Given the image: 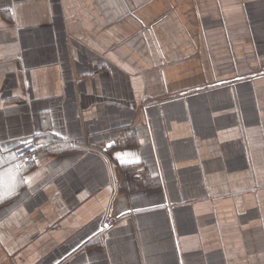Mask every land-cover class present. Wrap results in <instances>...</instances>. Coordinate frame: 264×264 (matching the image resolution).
Segmentation results:
<instances>
[{"label": "crops", "instance_id": "crops-1", "mask_svg": "<svg viewBox=\"0 0 264 264\" xmlns=\"http://www.w3.org/2000/svg\"><path fill=\"white\" fill-rule=\"evenodd\" d=\"M17 163L0 264H264V0H0Z\"/></svg>", "mask_w": 264, "mask_h": 264}, {"label": "snow or ice", "instance_id": "snow-or-ice-1", "mask_svg": "<svg viewBox=\"0 0 264 264\" xmlns=\"http://www.w3.org/2000/svg\"><path fill=\"white\" fill-rule=\"evenodd\" d=\"M28 146L30 145V142L25 140L23 141ZM142 143V141H141ZM43 145H41L42 147ZM111 142L109 143L108 147H111ZM133 157L131 160H125L124 157ZM14 159H18L14 157ZM116 159L119 160L122 164L124 163H138L139 158L138 154L133 153H116ZM22 175L21 171V164L17 163L14 167V169L11 170V176L9 182L6 184L3 179H0V203H3L7 199H11L13 196L18 194L19 187L23 184H26L28 187L32 186V180L33 178H24L23 180H18L17 177ZM110 227V225H104L101 227L100 231L106 230V228Z\"/></svg>", "mask_w": 264, "mask_h": 264}, {"label": "built area", "instance_id": "built-area-1", "mask_svg": "<svg viewBox=\"0 0 264 264\" xmlns=\"http://www.w3.org/2000/svg\"><path fill=\"white\" fill-rule=\"evenodd\" d=\"M30 145L28 146L25 143H21L16 149H15V155L16 157L24 164H30L35 162L37 155L40 153V147L39 145L34 141L30 140ZM127 153V152H123ZM125 160L128 159V156L124 157ZM120 165L122 163L118 160Z\"/></svg>", "mask_w": 264, "mask_h": 264}]
</instances>
